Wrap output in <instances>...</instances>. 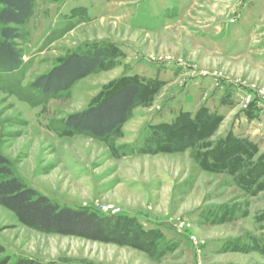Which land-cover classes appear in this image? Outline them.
Segmentation results:
<instances>
[{
	"label": "rangeland",
	"instance_id": "374dc122",
	"mask_svg": "<svg viewBox=\"0 0 264 264\" xmlns=\"http://www.w3.org/2000/svg\"><path fill=\"white\" fill-rule=\"evenodd\" d=\"M65 1L33 0L23 64L0 73V153L110 229L43 231L0 204V264H264V0ZM94 49L103 61L70 88L32 86ZM128 79L145 90L124 124L103 138L67 127ZM138 227L157 232L158 257L127 243Z\"/></svg>",
	"mask_w": 264,
	"mask_h": 264
},
{
	"label": "trees",
	"instance_id": "16d2710c",
	"mask_svg": "<svg viewBox=\"0 0 264 264\" xmlns=\"http://www.w3.org/2000/svg\"><path fill=\"white\" fill-rule=\"evenodd\" d=\"M32 2L33 0H0V73L16 71L23 64L22 49L17 40L22 37L20 27L31 15ZM104 54V50L101 49H94L89 53H71L49 72L36 78L32 86L46 94H57L92 73L103 61ZM144 90L145 86L136 80L123 81L117 88L107 92L98 103L82 112L69 115L65 121L66 125L76 133H88L96 138H103L127 121L130 110L136 105ZM183 120L177 122V127L185 126ZM175 138L174 136L173 139ZM229 139L231 142L234 141ZM238 152L229 154L228 157L234 156L230 160L238 157ZM0 177V204L16 211L30 226L43 231L74 234L92 239H99L102 232L110 229L107 219L96 217L85 209L60 207L47 196L28 187L15 175L9 160L1 153ZM124 233L129 239L127 243L158 257V248L154 246L158 237L157 232L143 228H125ZM16 264L30 263L18 261Z\"/></svg>",
	"mask_w": 264,
	"mask_h": 264
},
{
	"label": "crops",
	"instance_id": "0c3cea01",
	"mask_svg": "<svg viewBox=\"0 0 264 264\" xmlns=\"http://www.w3.org/2000/svg\"><path fill=\"white\" fill-rule=\"evenodd\" d=\"M65 2H67L68 4H71V5H69V11H70V13L72 12V11H74V10H84V9H86V8H84L85 6H84V0H66ZM69 2H71V3H69ZM66 3V6H68V4ZM60 8V7H59ZM49 28H52V23H49ZM51 32V31H50ZM50 32H47V34H46V38L47 37H50V35H51V33Z\"/></svg>",
	"mask_w": 264,
	"mask_h": 264
},
{
	"label": "built area",
	"instance_id": "2783aa9c",
	"mask_svg": "<svg viewBox=\"0 0 264 264\" xmlns=\"http://www.w3.org/2000/svg\"><path fill=\"white\" fill-rule=\"evenodd\" d=\"M117 212H118V211H113L112 213H113V214H116Z\"/></svg>",
	"mask_w": 264,
	"mask_h": 264
}]
</instances>
